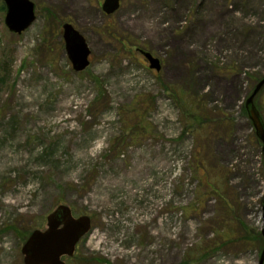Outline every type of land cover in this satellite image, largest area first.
<instances>
[{"label": "rangeland", "instance_id": "obj_1", "mask_svg": "<svg viewBox=\"0 0 264 264\" xmlns=\"http://www.w3.org/2000/svg\"><path fill=\"white\" fill-rule=\"evenodd\" d=\"M30 1L17 35L0 0V264H23L59 205L91 221L65 264H258L264 160L244 102L264 0ZM64 23L90 49L81 73ZM254 104L264 121V87Z\"/></svg>", "mask_w": 264, "mask_h": 264}, {"label": "water", "instance_id": "obj_2", "mask_svg": "<svg viewBox=\"0 0 264 264\" xmlns=\"http://www.w3.org/2000/svg\"><path fill=\"white\" fill-rule=\"evenodd\" d=\"M5 7L4 25L10 33L20 35L36 19L35 5L30 0H2ZM120 7V0H103L101 10L105 15H112ZM62 38L67 58L76 73L85 71L89 65L90 49L85 38L70 24L62 25ZM149 64L150 70L159 72L160 62L149 52L141 51ZM264 87V77L253 88L244 102V110L250 121L254 134L261 144L264 160V121L254 104V99ZM264 222V198L262 200ZM91 221L88 216L74 217L69 207L59 205L46 217L44 230H33L21 248L23 264H65L63 257H72L76 245L90 231ZM260 235L263 246L258 264H264V229Z\"/></svg>", "mask_w": 264, "mask_h": 264}, {"label": "trees", "instance_id": "obj_3", "mask_svg": "<svg viewBox=\"0 0 264 264\" xmlns=\"http://www.w3.org/2000/svg\"><path fill=\"white\" fill-rule=\"evenodd\" d=\"M5 7L4 6H1V9L3 10ZM245 111V110H244ZM202 124H203V122H201ZM201 124V125H202ZM199 130H203V128H197V130H196V132H198ZM200 166H201V164H200ZM203 167V166H202ZM198 168H200L199 166H198ZM205 168H203V170H204ZM205 171V170H204ZM213 193H218V194H220V199H222L223 198V194H222V189H221V187L219 186V185H216L215 187H214V189L213 188H211L210 189ZM258 238V239H257ZM257 238L255 237L254 239H252V244H256L257 242H259V243H262L263 244V239H262V237H261V235L259 234L258 236H257Z\"/></svg>", "mask_w": 264, "mask_h": 264}, {"label": "flooded vegetation", "instance_id": "obj_4", "mask_svg": "<svg viewBox=\"0 0 264 264\" xmlns=\"http://www.w3.org/2000/svg\"><path fill=\"white\" fill-rule=\"evenodd\" d=\"M102 4V3H101ZM101 6V5H100ZM141 51H143V50H140V49H138V52L141 54ZM142 55V54H141ZM147 62V61H146ZM160 62V61H159ZM148 63V62H147Z\"/></svg>", "mask_w": 264, "mask_h": 264}]
</instances>
